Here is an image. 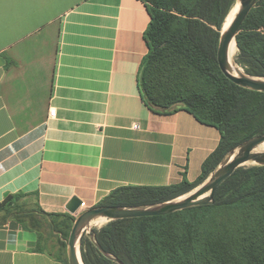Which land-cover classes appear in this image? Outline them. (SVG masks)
<instances>
[{"label":"crops","instance_id":"obj_1","mask_svg":"<svg viewBox=\"0 0 264 264\" xmlns=\"http://www.w3.org/2000/svg\"><path fill=\"white\" fill-rule=\"evenodd\" d=\"M149 20L142 0H0V203L64 214L72 196L86 210L120 186L199 177L220 134L142 100ZM39 236L0 225V264H67Z\"/></svg>","mask_w":264,"mask_h":264},{"label":"trees","instance_id":"obj_2","mask_svg":"<svg viewBox=\"0 0 264 264\" xmlns=\"http://www.w3.org/2000/svg\"><path fill=\"white\" fill-rule=\"evenodd\" d=\"M142 1L150 16L144 32L147 53L138 71L142 100L155 113L186 110L214 126L220 140L193 182L120 186L96 206H146L174 199L201 184L232 148L264 134V92L230 81L217 63L221 30L236 0ZM235 41L234 61L245 73L264 77V0H257ZM21 200L23 196L9 195L0 203V225L15 220L40 233L47 223L58 234L49 250L68 264L66 242L75 216L45 213ZM93 231L103 251L123 264H264V165L237 168L217 188L211 204L112 220ZM39 242L47 248L50 238L40 233ZM80 254L83 264H118L86 233Z\"/></svg>","mask_w":264,"mask_h":264},{"label":"water","instance_id":"obj_3","mask_svg":"<svg viewBox=\"0 0 264 264\" xmlns=\"http://www.w3.org/2000/svg\"><path fill=\"white\" fill-rule=\"evenodd\" d=\"M256 2L257 0H236L235 5H238V9L226 27L224 26L229 14L225 19L220 34L216 58L221 72L230 81L250 90L264 92V77L252 76L245 73L234 59L233 62L231 61L229 56V49L232 43H234L237 49L235 41L236 34ZM261 145L264 147V134L251 137L241 142L228 152L201 184L181 196L161 203L133 207L93 206L77 213L82 201L76 196H72L66 205L67 211L75 216L66 242L68 264H83L80 254V239L83 233H86L92 239L104 255L116 261L118 264H123L121 260L104 252L96 242L93 228L98 226L93 225V221L105 219L104 223H107L117 219L161 216L194 206L211 204L213 203L214 193L217 188L237 168L245 166L246 163L264 165V151H254Z\"/></svg>","mask_w":264,"mask_h":264},{"label":"bare ground","instance_id":"obj_4","mask_svg":"<svg viewBox=\"0 0 264 264\" xmlns=\"http://www.w3.org/2000/svg\"><path fill=\"white\" fill-rule=\"evenodd\" d=\"M237 9H238V5L236 4V5H234V7L232 8V10L230 11V13H229V15H228V17L226 19V22H225V26L224 27H226L228 25L229 21L231 20V18L233 17V15L236 13ZM236 52H237V49L234 46V43H232L231 46H230V49H229V56H230V59H231L232 62H233V59L235 58ZM254 151H264V147L261 145V146L257 147ZM104 222H105V219H98V220L93 221L92 224L93 225L96 224L97 226H100Z\"/></svg>","mask_w":264,"mask_h":264},{"label":"rangeland","instance_id":"obj_5","mask_svg":"<svg viewBox=\"0 0 264 264\" xmlns=\"http://www.w3.org/2000/svg\"><path fill=\"white\" fill-rule=\"evenodd\" d=\"M237 53V52H236ZM246 165H253V163H246ZM43 222H47L44 219H42ZM7 223V222H6ZM95 224V223H94ZM105 224V223H104ZM96 225V224H95ZM97 226V225H96ZM102 226V225H101ZM99 227V226H98ZM40 233H42V236H44L47 240L50 238V242L47 243V248L50 250H54L55 244H57V240L58 238L56 237V235H58L57 233H54L53 231H51V229L48 227L47 223L43 224L41 229H40ZM54 234V235H53ZM57 238V239H56ZM52 241V243H51Z\"/></svg>","mask_w":264,"mask_h":264},{"label":"built area","instance_id":"obj_6","mask_svg":"<svg viewBox=\"0 0 264 264\" xmlns=\"http://www.w3.org/2000/svg\"><path fill=\"white\" fill-rule=\"evenodd\" d=\"M54 114H55V110L51 109L50 110V115L53 116ZM84 207H85V204H84V202H82L81 205H80V207H79V209H78V211H77V213L83 211L82 209H84Z\"/></svg>","mask_w":264,"mask_h":264}]
</instances>
